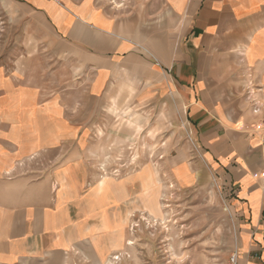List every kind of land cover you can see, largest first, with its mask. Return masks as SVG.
<instances>
[{
    "label": "crops",
    "instance_id": "1",
    "mask_svg": "<svg viewBox=\"0 0 264 264\" xmlns=\"http://www.w3.org/2000/svg\"><path fill=\"white\" fill-rule=\"evenodd\" d=\"M11 1L76 51L77 107L104 102L124 80L138 90L133 104L169 103L183 113L192 163L173 167V179L194 187L213 177L235 217L234 264H264V0H145L131 11L109 0ZM30 66H0V264L77 256L102 264L115 250L85 205L93 203L89 163L65 158L85 136L71 117L79 110L69 106L68 77L43 80ZM183 164L186 181L174 170ZM139 184L146 193L149 182ZM133 186L117 190L129 198ZM108 187L98 184L97 193ZM127 201L107 208L111 219L121 211L116 248Z\"/></svg>",
    "mask_w": 264,
    "mask_h": 264
},
{
    "label": "rangeland",
    "instance_id": "2",
    "mask_svg": "<svg viewBox=\"0 0 264 264\" xmlns=\"http://www.w3.org/2000/svg\"><path fill=\"white\" fill-rule=\"evenodd\" d=\"M109 1H117L122 10L131 11L132 6L145 0ZM29 15L11 0H0V66L28 71L30 64L36 65L41 79L54 83L61 73L68 77L69 106L79 110L71 117L79 116L85 136L69 144L65 158L89 163L93 178L86 190L92 191L89 201L93 203L85 205L99 216V231L110 233L115 250L102 264L110 259L113 264H234L235 217L224 191L213 177L185 187L178 185L171 174L177 164L192 163V135L183 113L169 103L133 104L138 90L128 88L124 80L118 81L125 87L119 89V82L104 102L96 104L86 99L77 107L80 97L73 82L81 68L76 63V51ZM185 164L174 169L182 181L187 180ZM142 176L151 186L143 194L139 188ZM104 177L108 178L109 189L99 194L97 185ZM125 182L134 185L129 198L123 190H117ZM124 199H128L123 207L129 208V222L122 231V244L116 248L121 211L115 210L116 216L111 219L107 208L114 204L120 207ZM155 199L161 204V216L157 217L148 209V200ZM68 264L96 263L77 256Z\"/></svg>",
    "mask_w": 264,
    "mask_h": 264
},
{
    "label": "bare ground",
    "instance_id": "3",
    "mask_svg": "<svg viewBox=\"0 0 264 264\" xmlns=\"http://www.w3.org/2000/svg\"><path fill=\"white\" fill-rule=\"evenodd\" d=\"M107 180H108V178L107 177L106 178L104 177L99 184L100 185H104L107 182ZM150 187L151 186H150V183H149L148 185L145 186V191L150 190ZM148 202H149L148 203L149 204V206H148L149 212L153 216H155V217L161 216V206H160L161 204H160L159 200L158 199H155L153 201L148 200ZM128 245H133V243L132 242H129ZM105 264H113L112 259H110L109 261H107Z\"/></svg>",
    "mask_w": 264,
    "mask_h": 264
},
{
    "label": "built area",
    "instance_id": "4",
    "mask_svg": "<svg viewBox=\"0 0 264 264\" xmlns=\"http://www.w3.org/2000/svg\"><path fill=\"white\" fill-rule=\"evenodd\" d=\"M253 107H254V113H258L259 112L258 105L255 104V102H253ZM261 132H262L261 145H262L263 151H264V127L262 128ZM235 261H236V256H233L232 262L235 263Z\"/></svg>",
    "mask_w": 264,
    "mask_h": 264
}]
</instances>
